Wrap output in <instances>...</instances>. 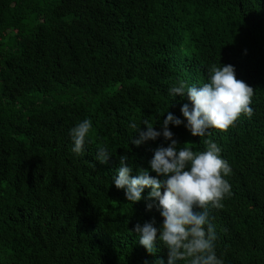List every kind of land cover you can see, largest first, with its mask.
<instances>
[{"label": "trees", "instance_id": "16d2710c", "mask_svg": "<svg viewBox=\"0 0 264 264\" xmlns=\"http://www.w3.org/2000/svg\"><path fill=\"white\" fill-rule=\"evenodd\" d=\"M212 64L255 90L254 114L193 137L187 100L169 88L202 85ZM168 110L184 121L169 125L180 147L210 139L231 166L232 195L209 213L217 257L264 264V0H0V264H167V249L149 255L132 231L159 228L160 213L128 202L113 178L122 155L150 171L167 143L136 147L130 125L160 131ZM84 119L81 156L70 129Z\"/></svg>", "mask_w": 264, "mask_h": 264}, {"label": "clouds", "instance_id": "9594fccd", "mask_svg": "<svg viewBox=\"0 0 264 264\" xmlns=\"http://www.w3.org/2000/svg\"><path fill=\"white\" fill-rule=\"evenodd\" d=\"M208 75V81L200 86L189 87L177 81L168 92L174 98L187 100L180 111L187 122L184 126L193 137L205 138L209 129L226 133L242 115L250 119L254 114L251 104L255 90L237 79L232 65L212 64ZM183 123L169 110L160 131L149 119L141 125L133 122L130 127L137 138L132 137L131 144L140 147L162 137L167 147H157L149 161L155 177L149 170L130 164L128 155L120 156L113 183L124 191L128 202L134 205L144 200L148 211L155 208L160 213L163 223L159 228L153 219L143 225L137 223L132 230L149 255L158 256L161 249H167V264H224L216 255L217 235L209 213L211 209L223 208V200L232 195L225 179L232 169L221 157V147L210 139H202L204 151L180 147L169 125L179 127ZM142 125L146 130H141ZM92 127L91 120L84 119L70 129L72 151L77 155L84 154ZM111 157L105 145L98 149L95 159L105 165ZM146 189L150 191L144 196ZM153 264L165 261L157 258Z\"/></svg>", "mask_w": 264, "mask_h": 264}]
</instances>
